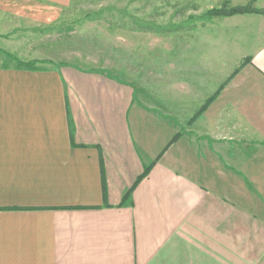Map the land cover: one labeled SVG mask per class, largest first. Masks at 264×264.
<instances>
[{
    "label": "crops",
    "instance_id": "obj_1",
    "mask_svg": "<svg viewBox=\"0 0 264 264\" xmlns=\"http://www.w3.org/2000/svg\"><path fill=\"white\" fill-rule=\"evenodd\" d=\"M198 1L135 86L19 68L70 0H0V264H264V15H207L264 0Z\"/></svg>",
    "mask_w": 264,
    "mask_h": 264
},
{
    "label": "rangeland",
    "instance_id": "obj_2",
    "mask_svg": "<svg viewBox=\"0 0 264 264\" xmlns=\"http://www.w3.org/2000/svg\"><path fill=\"white\" fill-rule=\"evenodd\" d=\"M203 3L198 0H70L51 25L31 28L39 39L48 41L44 45L53 47L54 53V61H34L35 66L70 65L105 72L140 86L147 79L156 80L159 53L165 50L172 53L176 27L173 21L193 14L186 13L188 6ZM223 5L228 7L227 2ZM210 12L207 15L212 16ZM3 55L8 65H14L13 56L6 52Z\"/></svg>",
    "mask_w": 264,
    "mask_h": 264
},
{
    "label": "trees",
    "instance_id": "obj_3",
    "mask_svg": "<svg viewBox=\"0 0 264 264\" xmlns=\"http://www.w3.org/2000/svg\"><path fill=\"white\" fill-rule=\"evenodd\" d=\"M257 13V14H263V11H259V10H255L252 8L251 5H247L245 7H235V8H231V7H227L226 5H223V7H221L220 9L217 10H212L210 12V15L213 16V14L215 16H232V15H237V14H246V13ZM35 62H30V63H21V62H17V66L19 68L25 69V70H32L35 71L38 68L35 66ZM147 172H145L146 174Z\"/></svg>",
    "mask_w": 264,
    "mask_h": 264
}]
</instances>
